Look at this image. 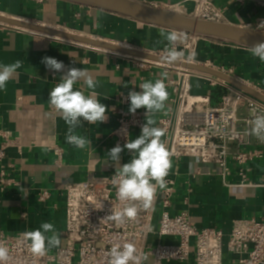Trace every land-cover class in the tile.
<instances>
[{
	"label": "crops",
	"instance_id": "0c3cea01",
	"mask_svg": "<svg viewBox=\"0 0 264 264\" xmlns=\"http://www.w3.org/2000/svg\"><path fill=\"white\" fill-rule=\"evenodd\" d=\"M136 1L188 16H193L196 8L192 0ZM212 1L219 13L213 21L264 30L260 27L264 20V0H246L242 4L234 0ZM0 16L143 53L164 49L167 41L160 33L172 32L62 0H44L42 3L0 0ZM97 18L100 28L93 27ZM178 41L184 40L180 37ZM204 44L214 50L210 57L212 62L233 69L231 77L245 85L264 87V62L250 49L216 39ZM44 57L62 61L64 71L47 69L41 62ZM17 60L22 61V66L5 89L0 90V129L15 142L7 148V158L3 162L8 185L3 191L0 189V234L25 233L47 222L54 225L61 240L65 231L63 187L99 174L116 172L117 165L110 162L106 154L115 147L111 133L117 126L120 95L142 91L139 88L142 82L155 81L163 72H167L165 80L175 78L176 72L165 70L158 63L148 64L129 55L0 23V65ZM72 67L86 69L99 82L98 98L108 108L105 122H83L75 130V134L92 141L87 149L66 142L68 125L49 102V94L60 82V76ZM211 78L202 73H194L190 78L192 97L209 98L204 107L221 105V97L228 93L225 85L211 86ZM218 86L226 88V93L213 100L212 92ZM83 87V82L75 85L76 89ZM165 105L164 110H167L171 105L169 97ZM204 107L198 112L197 120L202 118ZM162 111L153 118L156 120ZM154 126L160 128L157 120ZM140 134L141 130H133L130 140ZM162 140H165L164 136ZM56 149L61 150V157L56 154ZM131 156L132 153L125 149L120 154V166L128 163ZM173 168L177 174L172 213H186L198 228L220 229L225 235L230 233L236 220L264 221V147L262 156L248 164L246 181L251 185L240 186L242 178L235 169L223 178L216 165H202L192 156H185ZM43 192L49 196L42 202L40 195ZM151 241L155 244L158 241L173 242L174 239H159L154 234ZM239 258V255L227 254L226 264H236Z\"/></svg>",
	"mask_w": 264,
	"mask_h": 264
},
{
	"label": "built area",
	"instance_id": "2783aa9c",
	"mask_svg": "<svg viewBox=\"0 0 264 264\" xmlns=\"http://www.w3.org/2000/svg\"><path fill=\"white\" fill-rule=\"evenodd\" d=\"M35 1L42 3L44 0ZM192 1L196 3V8L191 17L212 21L218 18L219 13L212 0ZM234 1L242 4L246 0ZM260 27L264 28V20ZM175 32L194 46L212 39ZM176 47L184 53L179 45ZM149 54L162 57L164 49ZM189 56L193 58L188 59ZM197 56L184 54V59L180 61L202 64L228 76L233 75L232 68ZM158 66L176 72V77L164 80L171 105L156 119L165 133L164 142L171 152L172 168L166 177V188L157 189L153 207L141 209L135 220L118 224L106 218L112 210L124 207V203L116 197L117 189L112 182L115 172L68 183L63 187L65 231L60 245L55 251H47L44 256L38 257L31 253L28 246L30 241L23 240V233H1L0 242L9 249L10 255L6 264H109L111 247L129 242L136 246L142 257H146L142 264H226L227 254L240 256L236 264H264V221L254 218L236 220L230 233L225 235L220 229L198 228L186 213L171 212L177 174L173 166L185 156L198 158L202 165H216L223 178L231 175L235 169L242 178L239 185H251L246 181L248 164L262 156L264 140L249 132L254 118L264 115V103L212 77L210 85H225L228 93L221 97V105L204 107L209 98L192 97L190 93V78L198 72L159 63ZM247 86L264 95V87ZM129 107L128 94H121L116 109L117 126L111 133L114 146L119 144L123 147L130 140V133L141 130L146 123L144 108L132 114ZM203 107L202 118L197 120L196 116ZM0 137V189L3 191L8 185L3 162L7 158V148L15 142L2 129ZM55 152L61 157L60 149ZM48 196L47 192H43L40 200L43 202ZM154 234L159 239L170 237L174 241L154 244L151 241Z\"/></svg>",
	"mask_w": 264,
	"mask_h": 264
},
{
	"label": "clouds",
	"instance_id": "9594fccd",
	"mask_svg": "<svg viewBox=\"0 0 264 264\" xmlns=\"http://www.w3.org/2000/svg\"><path fill=\"white\" fill-rule=\"evenodd\" d=\"M93 27L100 28L99 18ZM160 35L167 41L164 54L161 59L164 63L172 64L184 59V53L177 50V42L180 36L172 31L168 34L161 32ZM251 52L264 62V42L251 46ZM189 56L188 59H192ZM47 69L55 72H63L65 65L52 57H44L41 61ZM22 66V61L0 65V90L5 89L6 84L17 73ZM60 82L55 85L49 94V102L57 114L68 125L66 142L76 148L87 149L92 141L88 138L75 134V130L82 126L83 122L88 124H99L107 120L108 108L100 102L96 89L99 82L86 70L80 68H69L60 76ZM167 72L160 74L155 81L147 80L139 85L142 91H130L129 112L135 114L137 109L146 110V123L142 125L141 134L122 146L117 144L106 154L108 160L117 165L112 182L116 186V197L124 203L120 210H112L107 219L116 223L125 220H135L138 212L149 210L153 207L157 189L166 188V177L172 168L171 152L162 140L164 131L154 126L156 120L153 118L158 112L165 109V102L169 93L164 80ZM83 82V89H76L75 85ZM87 90V92L85 91ZM107 98V97H106ZM250 135L264 140V115H258L252 121ZM132 153L128 163L120 166V154L125 150ZM25 195L26 191H25ZM24 241H30L29 249L34 256L42 257L51 248L58 247L61 243L60 234L55 230L52 223L44 222L39 228L22 234ZM109 264H142V257L133 243L115 244L109 253ZM10 259L9 249L0 242V264H6Z\"/></svg>",
	"mask_w": 264,
	"mask_h": 264
},
{
	"label": "water",
	"instance_id": "95a60500",
	"mask_svg": "<svg viewBox=\"0 0 264 264\" xmlns=\"http://www.w3.org/2000/svg\"><path fill=\"white\" fill-rule=\"evenodd\" d=\"M75 3L84 7L114 13L135 22L172 31H179L191 34H197L207 38L223 40L238 46L251 49V46L264 42V30L249 29L238 25L227 24L218 21L204 20L180 14L178 12L166 9H159L150 4L136 0H62ZM0 23L13 26L20 29L31 30L45 33L57 38L67 39L89 46L97 47L108 51H113L125 55H129L147 62L159 63L171 67H180L202 74H207L217 78L235 88L251 95L264 103V95L255 91L251 87L239 82L235 78L221 73L217 70L186 62H176L172 64L164 63L159 56L149 53L135 51L119 45L111 44L101 40H95L86 37L56 31L53 29L41 27L31 23H26L14 19L0 16Z\"/></svg>",
	"mask_w": 264,
	"mask_h": 264
},
{
	"label": "rangeland",
	"instance_id": "374dc122",
	"mask_svg": "<svg viewBox=\"0 0 264 264\" xmlns=\"http://www.w3.org/2000/svg\"><path fill=\"white\" fill-rule=\"evenodd\" d=\"M223 41V40H220ZM177 45L180 46V49L184 50V54L186 56L188 55H192V54H196V56L198 55L199 57H207L208 59H210V57H212L214 55V50H211V47L206 45V44H201V45H196L194 46L193 44H190L188 42V40H184V41H179L177 42ZM201 66H203L201 64ZM219 66H224V65H220ZM226 67V66H224Z\"/></svg>",
	"mask_w": 264,
	"mask_h": 264
},
{
	"label": "trees",
	"instance_id": "16d2710c",
	"mask_svg": "<svg viewBox=\"0 0 264 264\" xmlns=\"http://www.w3.org/2000/svg\"><path fill=\"white\" fill-rule=\"evenodd\" d=\"M198 58H204V57H199L197 56ZM212 98L211 99H217L219 98L220 96H222L224 93H226V88H224L223 86H218L213 92H212Z\"/></svg>",
	"mask_w": 264,
	"mask_h": 264
}]
</instances>
